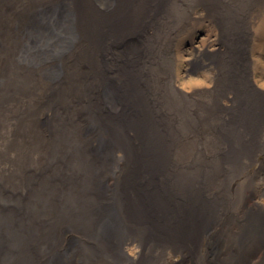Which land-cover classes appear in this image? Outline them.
Instances as JSON below:
<instances>
[{"label": "bare ground", "instance_id": "6f19581e", "mask_svg": "<svg viewBox=\"0 0 264 264\" xmlns=\"http://www.w3.org/2000/svg\"><path fill=\"white\" fill-rule=\"evenodd\" d=\"M179 4L0 0V264H264V0Z\"/></svg>", "mask_w": 264, "mask_h": 264}, {"label": "rangeland", "instance_id": "374dc122", "mask_svg": "<svg viewBox=\"0 0 264 264\" xmlns=\"http://www.w3.org/2000/svg\"><path fill=\"white\" fill-rule=\"evenodd\" d=\"M180 4L181 7H178L181 12H185V9H187V2L188 0H177ZM240 2V1H239ZM243 2L246 5L247 9V0H243ZM242 3V2H241ZM186 7V8H185ZM191 10H188V12ZM187 12V11H186ZM208 24V22L206 21V25ZM205 30V31H204ZM206 33V27H200L198 29H196V31H194V38L195 40H199L201 37H203ZM211 39H213V37H211ZM256 45L259 47V54H264V32H260L259 34V39L257 40ZM157 48V47H155ZM187 48V47H186ZM185 48V49H186ZM158 49V48H157ZM160 52L162 53L163 56H165V58L163 59V61L167 64L166 67L169 69V67L171 69H169L170 71V76L168 78V84H170V86L174 87L176 85L183 84L185 81L187 80L189 77H191V81L190 83H192L193 85H202L200 84V82H202L201 78L199 76H187V73L185 72V64L182 62L177 63L176 57L173 55L172 50L169 51H164V50H160ZM159 52V54H160ZM254 78H256V83L258 85L264 84V73L260 74V72L258 71L256 73V75L254 74ZM181 81H183L181 83ZM212 87V84L210 83L209 88ZM182 90V89H181ZM182 92L185 94V96L187 97L191 91L189 88H186L185 90H182ZM183 93L181 94V97H184ZM171 94H175V90H173L171 92Z\"/></svg>", "mask_w": 264, "mask_h": 264}]
</instances>
